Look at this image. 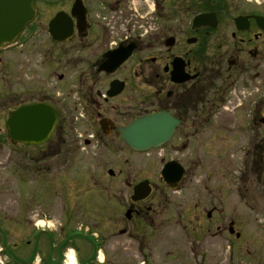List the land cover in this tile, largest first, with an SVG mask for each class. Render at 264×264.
I'll return each mask as SVG.
<instances>
[{
	"label": "flooded vegetation",
	"instance_id": "flooded-vegetation-1",
	"mask_svg": "<svg viewBox=\"0 0 264 264\" xmlns=\"http://www.w3.org/2000/svg\"><path fill=\"white\" fill-rule=\"evenodd\" d=\"M228 1L30 0L32 21L14 43L0 48V132L8 147L14 146L7 127L11 114L47 106L56 115L54 131L40 146L20 144L24 157L55 163L66 158L67 164L81 146L93 148V155L125 149L129 158L155 155L160 176L158 182L117 185L130 189L128 197L109 208L98 205L108 199L107 183L78 184L67 176L58 178L57 166L38 167L37 172L56 179L54 197L64 205L60 224L55 231L47 225L48 230L36 232L40 222L33 223L27 214L14 222L12 210L2 208L0 264H32L37 259L62 264L73 240L87 244L89 263L96 264L98 250L114 237L133 242L139 264L180 261L182 255L173 256L172 243L163 247L173 237L191 240L196 264L214 263V249L223 239L231 249L240 234L236 221L224 216L216 183L230 180L236 154L247 169L264 175V20L250 18H264V12L252 8L253 0H240V10H232ZM185 2L196 9L181 10ZM205 14L214 16L195 26L194 19ZM241 16L248 21L237 23ZM116 90L120 92L111 96ZM76 111L87 121L85 138L71 128L78 121ZM162 113L175 125L165 145L141 153L118 138L117 131L133 121ZM122 162L118 172H107L110 178H123L126 166L132 171L139 167V161ZM170 162L185 171L175 190L162 178ZM193 171L197 179L186 183ZM146 181L150 195L134 202L135 187ZM188 186L194 187L190 190L196 191L195 197ZM183 190L190 198L173 205L169 194L182 196ZM83 216L100 221L101 237L92 239L90 228L84 232L74 227ZM29 224L34 226L31 232ZM130 224L133 230L127 228Z\"/></svg>",
	"mask_w": 264,
	"mask_h": 264
},
{
	"label": "rangeland",
	"instance_id": "rangeland-1",
	"mask_svg": "<svg viewBox=\"0 0 264 264\" xmlns=\"http://www.w3.org/2000/svg\"><path fill=\"white\" fill-rule=\"evenodd\" d=\"M240 0H229V5H232V10H240L238 8ZM262 4V8L256 7L257 4ZM138 6V5H137ZM180 7L181 10H195L189 3H184ZM252 8L258 9L264 12V0H253ZM20 60V59H19ZM20 86V83L18 82ZM17 86V87H19ZM15 88V85H14ZM15 90V89H14ZM17 89L16 91H18ZM75 97L74 100L76 99ZM128 107L127 104H125ZM70 112V111H69ZM74 111H72L73 113ZM75 117L78 121H74L71 128H75L77 135L86 137L87 134V121L80 117V111H76ZM71 113V112H70ZM69 118L71 119L70 114ZM66 116V120L69 122V118ZM89 134H91L89 132ZM84 137V138H85ZM0 212L4 214L7 209L12 210L14 222L20 223V217L24 214L28 215L29 220H33V223L41 222L40 226L50 225V231H55L60 224L58 215L63 213V204L60 197H54V186L56 179L52 174L39 173L35 169L38 167H58L59 174H55L58 178L67 176L72 178L74 182L78 184L82 183H107L108 190L106 191L108 199H104L102 202L99 200L98 205L100 207L108 206L111 208L112 204L120 200L121 203H125L127 194L130 189L127 186H117L123 182L136 183L143 179H152L153 182H158L160 176L159 163L154 161L155 155L149 157L146 154H142L138 157L129 158L130 156L125 153H119V150L114 148L110 154L98 155L94 154L93 148H77V153L72 158L68 159V163L65 164L66 158L57 159L56 163L49 161L48 159L40 160L36 157L29 155L28 158L24 157L22 148L17 145L13 148L8 147V144L4 141V135L0 132ZM222 145V144H221ZM12 149V150H10ZM240 154H236L232 159L234 162L233 173L230 180L221 181L216 183V187L220 188V195L224 200L222 209L226 217L236 221L237 231L240 234L237 239H234V244L229 249L226 244V239L217 243L216 249H214L216 261L211 264H264V175L259 171H254L251 168L247 169L243 165L242 158H239ZM126 159L139 161V167L134 171L132 168L126 166L125 174L123 178L113 179L107 175V172L112 169L115 172L119 171L120 162H124ZM122 162V163H123ZM52 173V172H50ZM189 175L186 183H190L191 179L195 181L197 179L196 171ZM127 178V181L124 179ZM58 183L55 188H58ZM89 188V186H87ZM189 190V194H196V191L190 190L194 187H185ZM85 189V188H84ZM92 192V190H91ZM102 195V191H99ZM182 196L179 194H169L172 199L173 205H178L182 202V199H189L187 191H182ZM112 200V201H110ZM90 202H95L89 200ZM88 201V202H89ZM114 201V202H113ZM194 204V200L192 205ZM5 208V212L1 209ZM83 210V209H82ZM94 212H92L93 214ZM96 214V213H95ZM80 215V213H79ZM98 215V214H97ZM102 216V214H99ZM115 218L114 216H110ZM125 219V212L122 217ZM113 220H116L113 219ZM76 228H81L85 232L87 228H90L94 234L93 238L101 237V223L93 219H89L87 216L81 217L74 224ZM110 227H115V224H109ZM104 227V226H103ZM34 226L29 224V231L31 232ZM129 230H133V224L128 225ZM179 230V229H178ZM95 238V239H96ZM98 240V239H97ZM100 240V239H99ZM170 244H163V247H168L172 243L173 256L182 255V259L178 262H172V264H196L197 254L191 250V240H184L179 237H173ZM43 242V241H42ZM109 245L99 251L97 255L96 264L111 263V264H139L137 254L134 251L133 242L126 238L114 237L109 240ZM75 248H80L82 261L84 264H90L89 259L91 256V250L87 247V244L73 240ZM73 246H70L65 251L66 262L69 254H74L76 264H80L81 259L80 252L74 251ZM198 245H195L197 248ZM32 248H29V252ZM179 249L184 250L181 252ZM46 250V249H45ZM79 253V254H78ZM184 253V254H183ZM156 262H160V258H157ZM198 260V259H197ZM38 262V261H36ZM34 264H38V263Z\"/></svg>",
	"mask_w": 264,
	"mask_h": 264
},
{
	"label": "water",
	"instance_id": "water-1",
	"mask_svg": "<svg viewBox=\"0 0 264 264\" xmlns=\"http://www.w3.org/2000/svg\"><path fill=\"white\" fill-rule=\"evenodd\" d=\"M21 7L23 10L9 8ZM29 0H0V45L11 41L31 21L32 12ZM28 10V11H27ZM19 13H17V12ZM27 11V12H26ZM23 15V20H17ZM210 15H202L194 20L195 25H203ZM247 18H239L237 22ZM262 20L261 18H256ZM126 59V58H125ZM114 89V86H112ZM120 92L116 90L111 96ZM112 93V91H111ZM170 117L164 113L148 115L135 120L129 126L117 131L118 138L135 151L147 152L166 144L173 135L175 125L168 124ZM56 125V115L47 106H30L20 108L11 114L7 123L10 137L14 144L40 145L48 140ZM162 177L172 189L183 181L184 170L177 163L166 165ZM148 182L138 185L132 197L134 202L146 199L150 195ZM130 212L127 214L129 217Z\"/></svg>",
	"mask_w": 264,
	"mask_h": 264
},
{
	"label": "bare ground",
	"instance_id": "bare-ground-1",
	"mask_svg": "<svg viewBox=\"0 0 264 264\" xmlns=\"http://www.w3.org/2000/svg\"><path fill=\"white\" fill-rule=\"evenodd\" d=\"M17 13H19V12H17ZM17 20H18V22L21 21V20H23V15H19L17 17ZM65 264H76L74 254L71 253V254L68 255V261Z\"/></svg>",
	"mask_w": 264,
	"mask_h": 264
}]
</instances>
